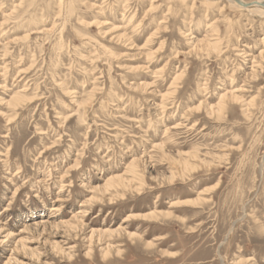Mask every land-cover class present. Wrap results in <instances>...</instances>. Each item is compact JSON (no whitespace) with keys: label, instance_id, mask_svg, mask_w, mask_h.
<instances>
[{"label":"rangeland","instance_id":"obj_1","mask_svg":"<svg viewBox=\"0 0 264 264\" xmlns=\"http://www.w3.org/2000/svg\"><path fill=\"white\" fill-rule=\"evenodd\" d=\"M263 52L226 0H0V264H264Z\"/></svg>","mask_w":264,"mask_h":264},{"label":"bare ground","instance_id":"obj_2","mask_svg":"<svg viewBox=\"0 0 264 264\" xmlns=\"http://www.w3.org/2000/svg\"><path fill=\"white\" fill-rule=\"evenodd\" d=\"M226 1H228L231 4H233L237 8H240V9H243L245 11L250 12V14H259V15H261L264 18V0H256L255 2H252V3H248L245 0H226ZM227 99L236 100L235 96L233 94H231V93L223 95L222 98H221V101H224V100H227ZM223 104L220 102L219 107L221 105H223ZM219 107H216V108H219ZM53 210L59 212L61 209L55 207ZM79 214H81V213L79 212ZM162 215H163V213H161V212H152V213H150L148 215L143 216V218H146V219L151 220V221H158ZM167 217H169L168 213L165 214V218H167ZM40 223H45V221L42 220V221H40ZM25 226H27V225H25ZM113 233L114 232H112V234ZM95 234L96 233L92 232L93 236ZM132 236H134V235H132ZM147 247H149V249L153 248V243H147ZM109 249L110 248H108L107 253H109L111 251ZM245 263H246L245 261H240V262H236L235 264H245Z\"/></svg>","mask_w":264,"mask_h":264}]
</instances>
